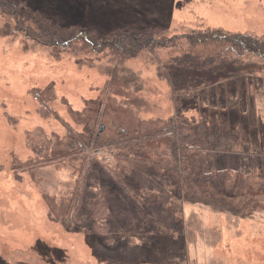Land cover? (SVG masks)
I'll use <instances>...</instances> for the list:
<instances>
[{
  "label": "rangeland",
  "instance_id": "374dc122",
  "mask_svg": "<svg viewBox=\"0 0 264 264\" xmlns=\"http://www.w3.org/2000/svg\"><path fill=\"white\" fill-rule=\"evenodd\" d=\"M30 6L62 26L109 30L142 22L169 36L202 26L264 33V0H30ZM171 50L124 66L140 77L138 96L147 104L141 117L203 122V158L182 187L152 168H134L122 182L135 190L131 197L99 164L91 174L80 171L96 156L113 168L112 150L90 152L83 163H47L58 140L66 139L63 123L81 129L69 109L81 111L87 99L101 96L111 61L27 39L0 14V264H264V76L257 69L229 76L226 63L215 74H227L225 80L184 98L199 74L210 72H199L197 61L191 75L189 59ZM158 57L170 63L172 82L160 77ZM53 84L46 112L41 100ZM222 170L236 175L232 192L223 191L222 175L211 176ZM79 185L81 210L54 221L45 195L71 198ZM111 187L117 198L101 233L88 207Z\"/></svg>",
  "mask_w": 264,
  "mask_h": 264
},
{
  "label": "trees",
  "instance_id": "16d2710c",
  "mask_svg": "<svg viewBox=\"0 0 264 264\" xmlns=\"http://www.w3.org/2000/svg\"><path fill=\"white\" fill-rule=\"evenodd\" d=\"M0 14L15 24L17 32L23 31L27 39L45 46H58L104 56L111 61V65L104 66L108 80L101 96L87 99L81 111L74 110L72 106L69 109L75 125L81 129L63 123L67 129L66 139L58 140L49 153L47 163L62 162L63 158L70 161L80 160L83 163L90 157V152L112 150L115 158L113 168L107 169L96 156L90 157L89 166H81L80 171L91 174L98 169L93 163L99 164L111 177L113 184L131 197L135 190L129 186L124 187L122 182L124 176L137 167L152 168L159 177L176 180L182 187L194 175L193 165L202 161L206 142L202 121L178 116L171 119L140 116L147 104L144 98L138 96V92L142 90V85L138 84L140 77L124 66L127 60L147 54L159 56L160 48H171V54L189 59L186 63L188 66L198 61L199 72L210 73L208 76L199 74V83L191 84V89L182 93L184 98H193L215 81L225 80L227 74L225 76L222 73L217 77L215 74L222 71L226 63L228 67L225 66L224 69L231 67L229 76H241L249 69H257L264 76V33L202 26L192 28L182 35L169 36L167 29L142 22H125L109 30H101L96 26H62L51 21L39 10L33 9L30 0H0ZM156 60L160 77L172 82L173 71L170 63L160 57ZM212 61L214 66L211 65ZM195 73L196 69L192 67L191 75ZM50 93L54 98V84L43 93L41 101L47 105L46 112L47 95ZM174 98L178 105L180 101L175 95ZM56 119L61 121L58 115ZM28 164L31 165V162H26L24 167ZM219 175L224 177L223 191L235 190L234 173L222 170L211 176L218 178ZM241 179L248 181L250 177ZM82 195L83 185L76 187L71 198L57 200L45 195L49 216L54 221L61 222L73 210L80 211ZM259 195H264V192ZM114 197L117 198L111 187L110 191L104 189L89 204L88 209L95 219L94 225L101 233L108 231V226L102 221L108 219Z\"/></svg>",
  "mask_w": 264,
  "mask_h": 264
}]
</instances>
